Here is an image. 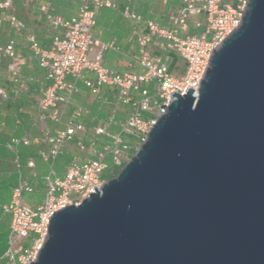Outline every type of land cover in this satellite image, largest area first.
<instances>
[{
	"label": "water",
	"instance_id": "1",
	"mask_svg": "<svg viewBox=\"0 0 264 264\" xmlns=\"http://www.w3.org/2000/svg\"><path fill=\"white\" fill-rule=\"evenodd\" d=\"M187 92L31 264H264V0Z\"/></svg>",
	"mask_w": 264,
	"mask_h": 264
},
{
	"label": "built area",
	"instance_id": "2",
	"mask_svg": "<svg viewBox=\"0 0 264 264\" xmlns=\"http://www.w3.org/2000/svg\"><path fill=\"white\" fill-rule=\"evenodd\" d=\"M129 1L132 4L137 0ZM249 3L250 0H182L166 28L144 21L131 6H126L124 17L143 23L147 30L138 35L141 72L137 73L117 72L104 66V52L112 45L92 36L96 10L116 8L115 0H78V12L69 21L53 17L50 7L43 6L42 11L56 31L48 48L39 44L34 31L19 18L14 1L0 0V32L9 29L8 41H0V71L6 67L12 85L10 90L0 86V106L17 103L21 94L29 93L32 83L40 85L34 98V127L40 134L27 132L12 138L5 147L14 155L19 173L21 146L39 147L38 155L48 167L41 204L31 207L24 203L25 194L32 193L33 187L30 179L20 173L10 201L3 205L11 216L5 264L35 263L48 239L54 215L81 205L91 194L98 193L95 188L102 191L107 182L103 175L112 168L122 169L135 156L158 119L168 112L175 93L183 97L192 89L198 96L213 55L241 27ZM17 38L24 41L30 58L45 72L44 81L24 76L29 60L18 52ZM163 42L164 51L174 52L183 61L184 72L172 71L168 56L153 55L151 46ZM79 83L93 96L105 87L116 90L108 122L95 126L94 136L88 142L83 118L89 109L75 106L69 114L80 92ZM120 111L126 113L122 121L117 120ZM16 123L21 125L22 121L17 119ZM4 127L5 123L0 121V133ZM112 127L117 131H112ZM71 144L76 151L64 174L58 175L56 161ZM28 168L35 176V160L28 161Z\"/></svg>",
	"mask_w": 264,
	"mask_h": 264
},
{
	"label": "crops",
	"instance_id": "3",
	"mask_svg": "<svg viewBox=\"0 0 264 264\" xmlns=\"http://www.w3.org/2000/svg\"><path fill=\"white\" fill-rule=\"evenodd\" d=\"M13 1L17 15L34 31L39 44L44 48H48L51 45L56 31L41 8L43 6L50 7L53 17H61L64 21H69L78 12V0ZM115 2L116 8L102 7L96 10V25L92 30V36L102 43L112 45V48L104 52V66L117 72L139 73L141 68L138 64L140 58L138 35L145 34L147 30L143 23L131 21L124 17L122 13L124 8L131 6L135 14L142 17L144 21H153L166 28L169 26L170 15L177 10L182 0H137L132 4L129 0H115ZM7 30L9 31L8 28H5V31ZM11 35L12 37L15 36L13 33ZM17 39L19 42L18 52L24 54L29 60L27 67L24 68V76H33L44 81L45 72L30 58L29 52L24 47V41L20 38ZM7 41L8 38L2 40L3 43ZM164 44V42L153 44L151 46L153 55L168 56L171 70L178 73L184 72L185 65L183 61L174 52L164 51ZM3 68L6 69V67ZM91 78L94 77L91 75ZM79 88L80 92L74 98V104L70 107L69 114L75 106H83L89 109V114L83 118L87 129L85 139L88 142L94 136L93 128L108 122L113 109V102L116 99V90L105 87L98 96H93L82 83H79ZM39 92L40 85L32 83L29 93L21 94L17 103H6L4 104L6 107H0V121L5 123L4 130L0 133V205H6L10 201L12 191L19 182L20 173L24 178L30 179L33 187L32 193L25 194L24 203L28 206L36 207L43 201L46 192L44 177L48 173V167L38 155L39 147L32 146L36 151L27 158L22 155L23 146L19 148L20 173L14 163V155L5 147V144L12 138L21 137L27 132H31L35 136L40 134V131L34 127V119L36 117L34 98ZM125 117V112H118V121L124 120ZM17 119L22 121L21 125H17ZM50 128L52 130L54 127L51 125ZM115 129L117 128L112 127V131H115ZM70 146L76 151L75 145L71 144L58 157V159L60 157L67 159V162L61 167L58 165L57 159L55 167L58 175L62 176L64 174L67 164L75 153V151L68 149ZM30 159L36 162L35 176L32 175L31 170L28 168Z\"/></svg>",
	"mask_w": 264,
	"mask_h": 264
},
{
	"label": "trees",
	"instance_id": "4",
	"mask_svg": "<svg viewBox=\"0 0 264 264\" xmlns=\"http://www.w3.org/2000/svg\"><path fill=\"white\" fill-rule=\"evenodd\" d=\"M36 151V149L31 147H27V146H23L22 147V155L23 157H28L30 155H32L34 152ZM67 162V159L65 157H60L58 159V165L63 166L65 163ZM121 169H109L108 174H104L103 175V179L108 181L111 180L115 177H117L120 173ZM6 212L3 210V205H0V264H5V260L3 258V256L5 255L6 251H7V244H8V235H9V224H10V220L9 218H7Z\"/></svg>",
	"mask_w": 264,
	"mask_h": 264
},
{
	"label": "rangeland",
	"instance_id": "5",
	"mask_svg": "<svg viewBox=\"0 0 264 264\" xmlns=\"http://www.w3.org/2000/svg\"><path fill=\"white\" fill-rule=\"evenodd\" d=\"M9 34V31H4L3 33L0 32V41L5 40L7 38V35ZM0 86H3L5 88H7L8 90L12 87L8 81L7 78V74H6V70L3 68L0 71ZM0 107H6L5 105H1ZM117 129H115L116 131ZM68 149L75 151V149H73L72 146H70ZM105 174H108V172H106ZM7 218H9V220L11 221V216L7 213H5Z\"/></svg>",
	"mask_w": 264,
	"mask_h": 264
}]
</instances>
